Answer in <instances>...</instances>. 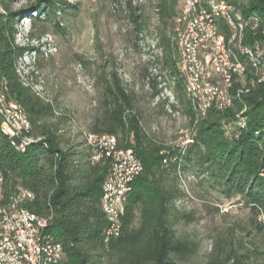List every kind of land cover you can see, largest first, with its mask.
<instances>
[{
	"label": "trees",
	"instance_id": "1",
	"mask_svg": "<svg viewBox=\"0 0 264 264\" xmlns=\"http://www.w3.org/2000/svg\"><path fill=\"white\" fill-rule=\"evenodd\" d=\"M158 1L160 16L173 18L179 0ZM227 1L243 15L254 14L264 23V0ZM128 7L137 36L144 31V22L138 8ZM73 8L52 0H37L26 8L7 11L0 23L3 92L8 102L24 111L30 124L28 136L34 139L17 152L3 133L0 119V206H7L23 192L31 195L19 204L34 215L50 218L45 232L63 251L57 264H176L175 259L191 256L197 249L191 240L179 239L174 230L176 220L184 216L175 202L186 196L178 188V181L191 176V188L198 186L227 200L238 197L253 218V232L264 238V83L253 85L248 67L230 90L231 106L225 111L211 107L201 116L173 62L174 42L163 35V68L168 71L177 101L182 103L184 97L189 142L181 148L156 144L142 127L134 93L127 91L116 71L97 76L103 113L86 131L114 136L118 148L132 150L143 167L127 195L119 237L104 242L107 224L100 203L108 161L93 163L81 133L72 131L76 127L72 116L59 112L54 103L44 102L24 87L15 72L16 60L25 52L42 53L32 45L15 47L18 21L29 18L27 38L40 41L48 34L47 23L58 16L54 27L61 30L60 19ZM227 29L222 26L225 36H229ZM248 43L249 37L244 41ZM160 76L161 71L150 78L152 98L160 92ZM170 107L175 109L173 104ZM239 117L245 122L243 128L238 126ZM226 130L231 134L227 135ZM257 253V249L241 253L230 247L223 254L213 255L206 264H252V258H259Z\"/></svg>",
	"mask_w": 264,
	"mask_h": 264
},
{
	"label": "rangeland",
	"instance_id": "2",
	"mask_svg": "<svg viewBox=\"0 0 264 264\" xmlns=\"http://www.w3.org/2000/svg\"><path fill=\"white\" fill-rule=\"evenodd\" d=\"M35 1L5 0L3 7L6 11H16ZM52 1L75 9L60 19L61 30L54 27L58 16L46 25L48 34L39 46L42 53L36 54L38 59L29 78L38 97L72 116L76 126L73 133L89 130L103 113L101 87L96 78L101 72L108 74L114 70L127 91L135 95V108L146 134L156 144L184 147L189 133L184 97L182 103L177 101L168 71L163 68L164 48L160 44V36L164 35L176 45L173 28L182 0L175 6L173 18L160 16L158 0ZM128 5L139 9L144 22V31L137 36L129 19ZM46 41L50 43L45 44ZM48 45L54 49L50 54L46 53ZM173 57L177 69V52ZM159 71L160 92L152 98L149 81ZM172 104L175 109L170 107ZM226 134L231 132L228 130ZM191 181V176L178 181V188L186 196L175 202L176 209L184 216L176 220L174 230L179 239L191 240L197 249L191 256L175 259V263L206 264L213 255L223 254L232 247L241 253L257 249L259 258H252L251 263L264 264V238L253 232V218L239 198L227 200L216 192L198 186L191 188Z\"/></svg>",
	"mask_w": 264,
	"mask_h": 264
},
{
	"label": "bare ground",
	"instance_id": "3",
	"mask_svg": "<svg viewBox=\"0 0 264 264\" xmlns=\"http://www.w3.org/2000/svg\"><path fill=\"white\" fill-rule=\"evenodd\" d=\"M197 3L198 9L204 10L209 25L213 27V30L219 31L221 41V43H219V50L221 58H224L227 65H231L227 84H219V92L209 91L208 104L207 99H205V78L200 69V60L199 58H191V52H188L187 36H185L186 24H192V29H199V18H194L193 0H182L179 15L174 21L173 28L175 32L174 35L176 36V45H174L176 46L177 52V70L183 80L184 90L192 102L193 107L199 115L203 116L211 107H214L219 111H225V104L227 109L231 106L232 96L230 90H232L231 88L235 85V82L245 76L248 67L250 68L251 74H258L261 69L262 74H264V45L261 44V40H264V23H262L261 19L254 14L243 15L232 4L228 3L227 0H218V4L224 8L222 9V18L219 16L214 4L210 0H197ZM6 15L7 11L0 0V23ZM250 23L253 26L250 27ZM223 25L228 28L229 36L224 35L222 31ZM30 28L31 22L29 18L21 19L18 22L14 35L15 47L32 45L39 48L41 44L40 41H30L27 38ZM247 37H249V43L244 44ZM44 43L49 44L50 41ZM48 46L50 48L46 53L50 54L54 49L50 45ZM36 59L38 58H36L35 50L25 52L16 60L15 72L22 85L29 88L38 97L39 94L35 91V85H32L29 81L30 76L34 72ZM189 60H191V67L189 66ZM0 99L2 100L0 101V110H2L3 114H6L7 121L16 130L17 135H22V138L27 140L23 142V147L20 149L18 147V141H13L11 133L4 125H2L1 128L3 133L10 138L11 144L16 151L20 152L34 142V139L28 136V133L30 132L29 121L19 105L7 101L3 92L1 80ZM238 126L241 128L245 126V122L240 117ZM79 132L81 133L84 146L91 152V161L93 163L108 161L109 168L106 179L114 180V151H106L103 155L95 156L93 135L82 130ZM100 137H107V143H117V139L114 136L100 135ZM129 193L130 191H125V198H127ZM19 196H24L26 198L31 197L29 193L23 192L14 198L7 206H0V235L1 232L6 230V222L11 217L18 214L20 208ZM102 200H104V190H102L101 203ZM125 204L126 199H122L121 203H118V212H115L114 223H106L107 226L103 237L105 243L110 239H114V230L121 232V219L124 214ZM101 210L106 219L105 207H102V205ZM26 212L31 215L32 222L37 224L49 223V217L45 219L34 215L27 210ZM46 227L47 226L42 228V241H37L36 247H33L32 264H52L48 257H44V244H49L54 240L45 232ZM55 248H57L59 253H63L62 247L59 243L55 242Z\"/></svg>",
	"mask_w": 264,
	"mask_h": 264
},
{
	"label": "built area",
	"instance_id": "4",
	"mask_svg": "<svg viewBox=\"0 0 264 264\" xmlns=\"http://www.w3.org/2000/svg\"><path fill=\"white\" fill-rule=\"evenodd\" d=\"M222 18L221 5L218 0H210ZM194 18H199V29H192V24H186V35L188 52L191 58H199L200 69L205 78V99L209 104V91L219 92V84H227L230 76L231 65H227L224 58H221L219 43L220 33L213 30L209 25L203 9H198L197 0H193ZM250 27L253 26L251 23ZM264 45V40H261ZM191 67V60H189ZM251 83H264L262 69L258 74H250ZM0 101H2L0 99ZM227 109L225 104V110ZM2 125L13 136V141H18V147H23V142L27 141L22 135H17L16 130L6 119V114L0 110ZM228 130H226L227 133ZM93 135V147L95 156L103 155L106 151H114L115 164L114 180L105 178L102 190H104V200L102 207H105L106 223H114L115 212H118V203L125 198V191L132 190L133 182L139 178L143 172V167L132 150H122L118 148V143H107V137ZM189 142V140L187 141ZM19 196V199H25ZM48 224H37L32 222V217L20 204L18 214L11 217L6 222V230L0 235V264H32L33 247L37 241H42V228ZM121 232L114 230V238L119 237ZM44 257H48L52 264H57L62 260L63 253H59L55 248V240L49 244H44Z\"/></svg>",
	"mask_w": 264,
	"mask_h": 264
}]
</instances>
